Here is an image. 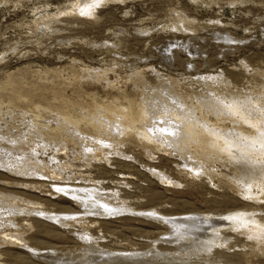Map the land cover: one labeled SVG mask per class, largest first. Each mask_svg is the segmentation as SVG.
<instances>
[{
    "label": "rangeland",
    "instance_id": "1",
    "mask_svg": "<svg viewBox=\"0 0 264 264\" xmlns=\"http://www.w3.org/2000/svg\"><path fill=\"white\" fill-rule=\"evenodd\" d=\"M0 264H264V0H0Z\"/></svg>",
    "mask_w": 264,
    "mask_h": 264
},
{
    "label": "bare ground",
    "instance_id": "2",
    "mask_svg": "<svg viewBox=\"0 0 264 264\" xmlns=\"http://www.w3.org/2000/svg\"><path fill=\"white\" fill-rule=\"evenodd\" d=\"M195 129L193 128L192 125H189L188 123L185 126L184 132H182V135L179 137V142H184L187 139L191 138V137H195ZM82 195V194H81ZM82 197V196H81ZM185 220V219H183ZM188 220V219H187ZM181 221V220H179ZM178 221V222H179ZM180 223V222H179ZM182 224V223H181Z\"/></svg>",
    "mask_w": 264,
    "mask_h": 264
}]
</instances>
